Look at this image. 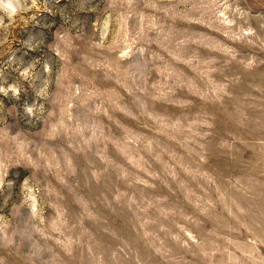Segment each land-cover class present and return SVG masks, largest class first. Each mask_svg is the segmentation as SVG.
Wrapping results in <instances>:
<instances>
[{
  "label": "rangeland",
  "instance_id": "374dc122",
  "mask_svg": "<svg viewBox=\"0 0 264 264\" xmlns=\"http://www.w3.org/2000/svg\"><path fill=\"white\" fill-rule=\"evenodd\" d=\"M0 264H264V0H0Z\"/></svg>",
  "mask_w": 264,
  "mask_h": 264
}]
</instances>
